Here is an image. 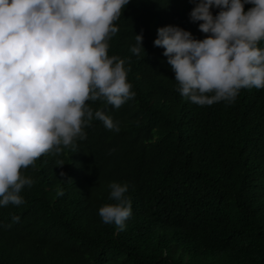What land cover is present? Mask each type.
<instances>
[{"label": "trees", "instance_id": "1", "mask_svg": "<svg viewBox=\"0 0 264 264\" xmlns=\"http://www.w3.org/2000/svg\"><path fill=\"white\" fill-rule=\"evenodd\" d=\"M197 2L124 6L108 55L125 60L135 96L118 109L103 97L86 101L120 130L93 115L86 138L21 169L33 184L20 193L24 203L0 206V264H264V88L241 89L232 103L194 104L154 46L166 26L206 38L190 17ZM141 32L145 52L135 55ZM113 182L129 185L124 230L99 215L116 203Z\"/></svg>", "mask_w": 264, "mask_h": 264}, {"label": "clouds", "instance_id": "2", "mask_svg": "<svg viewBox=\"0 0 264 264\" xmlns=\"http://www.w3.org/2000/svg\"><path fill=\"white\" fill-rule=\"evenodd\" d=\"M129 2L0 0V206L24 203L20 193L33 180L21 169L86 138L82 126L93 115L119 132L118 123L102 110L93 113L86 101L103 97L118 109L135 96L130 69L125 60L109 57L107 43ZM245 4L253 7L246 12ZM213 7L220 9L216 16ZM190 17L202 22L205 39L166 26L154 41L165 49L182 96L204 106L232 103L241 89L264 88V49L257 47L264 39V0H199ZM143 40V32L136 34L133 54L145 52ZM109 188L116 203L102 206L99 215L124 230L132 214L129 185L113 182Z\"/></svg>", "mask_w": 264, "mask_h": 264}]
</instances>
